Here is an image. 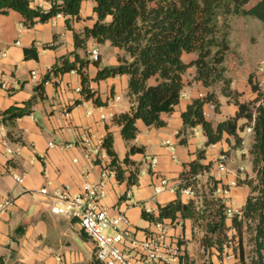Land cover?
I'll use <instances>...</instances> for the list:
<instances>
[{
    "label": "crops",
    "instance_id": "obj_1",
    "mask_svg": "<svg viewBox=\"0 0 264 264\" xmlns=\"http://www.w3.org/2000/svg\"><path fill=\"white\" fill-rule=\"evenodd\" d=\"M95 4L94 0L83 1L80 19L72 21L73 30L67 27L65 16H54L47 22L22 28L23 16L19 12L11 10L0 13V115L13 105L23 106L31 98H36L32 113L18 118L14 123L4 124L6 139H0V198H16L14 207L0 216V264H89L96 255V245L81 229L78 219L54 213L52 208L58 204V200L53 195L40 192L41 188L48 186L50 192L68 187L72 193H80L84 191L86 182L99 180L102 165L93 158L85 157L84 132L90 134L96 144L111 131L120 159L126 156L129 148L122 137L121 127L113 123V118H100L101 112L97 107L102 105L97 104L94 98L86 99L83 96L79 73L68 71L55 74L52 71L56 64H62L64 58L73 61L76 53L82 58H91V50L101 44L112 47L106 56L100 51L101 65L119 63L120 50L110 41L99 43L90 39L86 48H76L74 30L81 33L86 26L94 24ZM33 5L48 10L51 0H34ZM32 47H36L38 58L26 56L25 49ZM196 57L194 53L183 54L186 62ZM94 65L89 63L87 68L91 89L96 91L95 96H100L102 101L115 102L112 107L103 105V111L116 114L129 110V76L95 81L98 67ZM33 72H36V77ZM185 74V96L181 97L172 113L162 114L167 122L165 126L155 127L142 120L137 121L139 133L133 143L144 150L131 154L130 158L135 164H124V167L139 168V183L128 186L126 182L112 178L108 184V195L104 203L110 213L123 211L129 216L138 238H144L155 229L154 222L143 218V208L158 213L159 205H165L176 197V191L169 189L155 193L154 186L159 178L165 176L178 186L185 164L197 158L200 149H206L202 161L210 163L211 168H214L212 177L227 189L223 197L227 207L242 212L250 194V187L239 183L246 177L254 176L250 152L245 147L252 134L248 133V126L239 129L242 141L238 144L233 135L226 134L218 143L207 146V136L201 126L193 129L194 133L189 136L186 144L180 142L177 134L183 126L182 112L194 98L208 91L201 81L196 78L188 80ZM245 74L242 70L234 73L241 76L237 81L243 83L239 84L235 76H232V70L228 72V76L233 79L232 88L241 94L240 100L250 101L244 93H251L253 100L258 92L246 81ZM256 74L257 82L260 74L258 71ZM46 75L49 77L40 94L37 87ZM3 82L7 83L6 88L2 86ZM219 99V111L215 110L213 104L205 105L206 117L215 125L234 116L238 110V106L229 97L220 94ZM88 111L92 113L88 114ZM245 121L241 119L240 126H244ZM168 140L176 146V159L172 157ZM49 142L73 145L68 148L50 147ZM8 144L20 148L17 158L11 159L7 152ZM238 152L242 160L249 161V170L240 163ZM222 153H227L230 159L226 163L227 171L219 173L217 160ZM154 155L159 157V162L155 168H151L150 159ZM24 172V181L20 184L17 178ZM202 176L205 175L199 178ZM233 182L236 184L232 185ZM183 198L187 200L189 197L183 194ZM228 224H231V218ZM164 227L169 237L181 242L185 254L183 259L188 261L187 264H240L237 257L223 262V254L219 256L215 248L205 249L202 245L204 232L195 227L191 219L176 222L167 220ZM235 233L234 229L229 231L230 236ZM183 264H186L185 260Z\"/></svg>",
    "mask_w": 264,
    "mask_h": 264
},
{
    "label": "trees",
    "instance_id": "obj_2",
    "mask_svg": "<svg viewBox=\"0 0 264 264\" xmlns=\"http://www.w3.org/2000/svg\"><path fill=\"white\" fill-rule=\"evenodd\" d=\"M34 0H0V13L11 10L23 16V24L32 27L38 22H47L62 14L66 17L67 27L73 30L72 21L80 19L82 3L85 0H51L48 10L33 5ZM96 20L92 26H86L78 33L74 30L76 48H86L90 39L99 43L110 41L123 51L118 56L117 65L100 66L98 58L94 64L98 67L95 81L110 77L128 75V91L131 106L124 112L113 116V123L121 127V134L129 147L126 156L120 159L115 146L114 135L109 131L103 145L109 154L110 166L116 171L119 182L128 186L139 183L140 171L124 167L135 164L131 154L143 152V147L133 143L139 133L138 120L155 127L167 124L163 113H172L179 104L185 87L184 74L196 66V79L208 89L203 96L194 98L182 112L183 126L178 132L180 142L186 144L194 128L201 126L207 136L206 145L216 144L226 134L233 135L238 143L242 141L239 129L253 125V143L249 150L253 177H246L239 183L250 187V194L243 207L242 214L231 218L228 224L226 203L216 195L219 181L209 176L204 185L198 182L199 176L209 171L211 164L203 163L206 149H200L197 158L186 163L179 177L176 197L165 205H159L158 213L143 208L142 216L154 223L191 219L195 227L203 230L202 245L205 249L215 248L222 256L231 240H235L233 251L240 264H264V109L257 104L261 92L256 98L241 101V94L232 88V79L226 75L225 60L231 49L230 30L233 17L252 16L264 22V0H94ZM27 57L38 58L36 47L25 49ZM194 53L196 58L186 62L184 53ZM89 59L75 54L73 61L64 58L62 64H56L55 74L75 69L82 81V94L86 99L94 98L99 105H107L96 91L90 87L87 68ZM44 81L37 87L42 94ZM222 83L221 94L229 97L238 110L216 125L205 115V105L213 104L219 111V94L213 89L216 83ZM36 98H31L23 106L13 105L1 112L4 124L14 123L18 118L30 115ZM79 103V101L77 102ZM245 119L244 126L239 124ZM108 128V126H107ZM132 142V143H131ZM191 187L194 196L183 198V189ZM234 229L236 233L229 235ZM249 236L245 243L244 236ZM246 245L252 249L247 250ZM184 258V257H183ZM187 264L188 261L183 259ZM89 264H104L95 257Z\"/></svg>",
    "mask_w": 264,
    "mask_h": 264
},
{
    "label": "built area",
    "instance_id": "obj_3",
    "mask_svg": "<svg viewBox=\"0 0 264 264\" xmlns=\"http://www.w3.org/2000/svg\"><path fill=\"white\" fill-rule=\"evenodd\" d=\"M63 16L62 14L57 15ZM22 28L26 26L21 24ZM91 55L94 60L100 56L98 46L91 50ZM260 78L257 80V86L261 97L257 104L264 109V61L258 66ZM71 73H78L75 69L70 70ZM36 72L33 76L36 77ZM2 86L7 87V83L3 82ZM82 90V88L80 89ZM185 96V93H182ZM115 102H108L106 106L112 107ZM105 106H98L100 110V118L107 119L109 116L113 118V112L103 111ZM92 111H88L91 114ZM206 115V113H205ZM248 133L253 132V125L248 126ZM0 139H6L5 125L0 115ZM103 141L94 143L90 134L83 133V142L86 147L85 157L93 158L102 165L101 176L98 181L85 183L84 191L80 193H72L68 187L55 189L50 192L48 186L41 188L40 192L44 195H53L58 204L53 206L52 211L56 214L67 215L71 218L78 219L81 229L94 241L96 245V258L104 264H183L184 249L181 242L173 239L166 234L164 223H155V229L144 238L135 236L132 223L129 216L118 211L110 213L109 208L104 203V199L108 195V184L110 179L116 178V171L109 164L111 158L103 145ZM73 143L57 144L49 142L50 147L60 146L61 148L71 147ZM167 145L173 152V159H176V146L171 141H167ZM7 152L11 159L17 158L20 154V148H13L7 145ZM227 153H222L217 160L218 172L227 171L226 163L229 160ZM78 159H75L77 161ZM159 162V157L154 155L150 159L151 168H155ZM25 172L17 178V181L22 184L25 177ZM233 182L232 185H235ZM176 191L177 185L171 183V180L165 176L159 178L158 183L154 186L156 194L164 190ZM183 194L188 197L194 196V191L191 187L183 189ZM227 189L221 185L216 188V195L224 197ZM16 203L14 196L0 198V216L1 214L11 210ZM226 214L228 218H232L237 214H242L238 209L227 207ZM235 240H231L223 252V262L229 261L236 257L233 251Z\"/></svg>",
    "mask_w": 264,
    "mask_h": 264
},
{
    "label": "rangeland",
    "instance_id": "obj_4",
    "mask_svg": "<svg viewBox=\"0 0 264 264\" xmlns=\"http://www.w3.org/2000/svg\"><path fill=\"white\" fill-rule=\"evenodd\" d=\"M256 1L258 0H253L249 6L254 4ZM230 22H231L230 36L232 34L231 42L233 45H231V49L228 52L224 63L226 66V75L227 77H229L228 72H231L232 70V74H233L232 76H235L236 82L242 84L243 82L237 81V79L240 78L241 76L234 75V73H236L238 70L240 71L242 70L243 73L246 72L245 74L246 81L249 84H254L256 83V75H257L256 71L258 70L257 67L261 64L262 61H264V22L252 16L233 17L230 20ZM98 48L100 51H102L104 56H106L110 53L112 47L109 45L101 44L98 46ZM122 52L123 51L120 50L118 56H122L123 55ZM89 59H90V63L94 65L95 60L92 57ZM100 66L104 67L105 65L100 64ZM196 74H197V68L196 66H192L190 70L186 72L185 76L187 77L188 80L190 79L192 80L196 78ZM237 83H235V86L237 85ZM222 85L223 84L219 82L216 83L213 87V89L216 90L219 95L221 94ZM246 86L247 85L245 84V87ZM244 94L247 96L248 100H251L252 98L251 93L245 92ZM252 139H253V134L249 135L247 139V143L245 147L248 150H250L251 145L253 143ZM237 156L240 160V163L245 165L249 170L251 167L249 161L242 160L240 152L237 153ZM213 169L214 168L212 167L211 170L203 174L205 176H202L198 180V182L205 185L208 182L209 176H214L211 174ZM248 238L249 236L245 234L244 236L245 243H248L247 241ZM246 249L247 250L252 249V246L246 245Z\"/></svg>",
    "mask_w": 264,
    "mask_h": 264
}]
</instances>
